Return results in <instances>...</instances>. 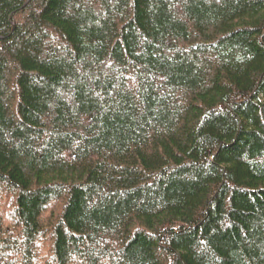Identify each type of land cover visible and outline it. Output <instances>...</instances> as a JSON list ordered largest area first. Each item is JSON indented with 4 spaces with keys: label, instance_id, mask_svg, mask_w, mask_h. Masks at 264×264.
Instances as JSON below:
<instances>
[{
    "label": "trees",
    "instance_id": "16d2710c",
    "mask_svg": "<svg viewBox=\"0 0 264 264\" xmlns=\"http://www.w3.org/2000/svg\"><path fill=\"white\" fill-rule=\"evenodd\" d=\"M0 264H264V0H0Z\"/></svg>",
    "mask_w": 264,
    "mask_h": 264
}]
</instances>
